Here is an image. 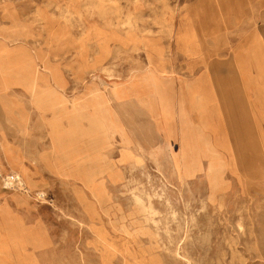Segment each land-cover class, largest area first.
Instances as JSON below:
<instances>
[{
    "label": "rangeland",
    "instance_id": "rangeland-1",
    "mask_svg": "<svg viewBox=\"0 0 264 264\" xmlns=\"http://www.w3.org/2000/svg\"><path fill=\"white\" fill-rule=\"evenodd\" d=\"M0 264H264V0H0Z\"/></svg>",
    "mask_w": 264,
    "mask_h": 264
},
{
    "label": "bare ground",
    "instance_id": "bare-ground-1",
    "mask_svg": "<svg viewBox=\"0 0 264 264\" xmlns=\"http://www.w3.org/2000/svg\"><path fill=\"white\" fill-rule=\"evenodd\" d=\"M176 96H177V95H176ZM157 98H158V97H157ZM161 99H162V101H163V103H164V97H163V96L161 97ZM163 107H164V104H163Z\"/></svg>",
    "mask_w": 264,
    "mask_h": 264
},
{
    "label": "crops",
    "instance_id": "crops-1",
    "mask_svg": "<svg viewBox=\"0 0 264 264\" xmlns=\"http://www.w3.org/2000/svg\"><path fill=\"white\" fill-rule=\"evenodd\" d=\"M68 117H69V115H68ZM71 124H73V123H71ZM73 131H74V130H73ZM73 131H72V132H73ZM55 137H57V136H55Z\"/></svg>",
    "mask_w": 264,
    "mask_h": 264
}]
</instances>
